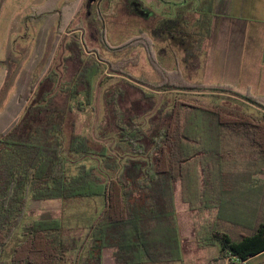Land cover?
Listing matches in <instances>:
<instances>
[{"label":"trees","instance_id":"trees-1","mask_svg":"<svg viewBox=\"0 0 264 264\" xmlns=\"http://www.w3.org/2000/svg\"><path fill=\"white\" fill-rule=\"evenodd\" d=\"M59 2L47 0L27 17L36 23L59 12L55 43L81 14L84 1L67 2L58 11ZM210 10L198 20L202 38L211 34ZM187 24L177 12L151 31L162 39H169L178 29L190 35ZM99 33L104 50L112 55L142 49L159 79L151 80L145 74L135 78L126 71L139 65V54L117 61L100 55L111 71L155 91L186 95L175 99L169 111L161 109L148 131L139 117L145 101L155 102L152 94L144 93L125 109L119 105L124 93L109 98V117L120 141L131 154L145 160L136 177L128 176L126 167L120 176L103 181L94 166L82 164L74 172L62 151L68 112L79 90L69 83L59 84L56 71L45 73L47 65L41 75L26 67L13 98L0 113V264H102L106 249L115 250V264H184L175 204L177 183L182 202L198 221L195 239L199 250L219 247L216 260L225 264H264V180L259 178L264 176V96L250 90L240 93L227 85L190 82L178 66L173 70L163 66L147 33L117 47L108 42L103 26ZM65 46V59L83 54L76 40ZM43 47L44 41L38 47L39 55ZM99 69L95 64L83 75L87 105L92 102ZM208 90L239 99L259 112L221 102L219 95L202 97ZM60 94L67 95L65 104H59ZM68 150L97 156L108 170L119 167L106 147L96 149L74 132ZM86 198H99L101 211L79 216L75 223L59 217L25 220L29 201L58 205ZM74 229H85L86 237L69 235ZM85 246L86 255L78 261ZM71 255L77 257L72 260Z\"/></svg>","mask_w":264,"mask_h":264},{"label":"rangeland","instance_id":"rangeland-1","mask_svg":"<svg viewBox=\"0 0 264 264\" xmlns=\"http://www.w3.org/2000/svg\"><path fill=\"white\" fill-rule=\"evenodd\" d=\"M46 1L0 0V113L6 109L13 98L22 71L30 67L41 75L47 65L45 73L51 69L56 71L59 75V84L69 83L71 87H76L80 92L73 100L72 108L68 112L62 143L63 154L71 169L76 172L77 167L82 164L88 167L94 166L95 174L101 180L107 181L120 176L126 172V167H129L127 175L132 178L136 177L140 173L145 158L131 154L127 146L120 141L117 128L109 117L107 101L114 93L122 92L124 94L119 100V105L125 109L134 100L143 97L144 93L152 94L155 102L152 104L151 101H145L139 117L142 128L148 131L150 126L158 121L161 109L169 111L175 99L186 94L180 91H155L126 74L111 71V67L100 60V55L105 60L117 61L126 56L139 54V65L130 67L126 71L135 78L145 74L151 80L159 79L142 49L119 53L116 56L105 51L100 41L99 29L102 26L106 29L107 40L112 47L120 46L141 33L149 34L155 44L156 55L166 69L173 70L180 66L182 69H179L184 75L190 73L191 76H198L197 79L202 82L207 80L206 64L211 60V52L208 48L215 43L214 39H210V36L202 38L199 33H195L193 25L189 28L192 32L190 35H183V29H178L172 32L169 39L154 36L152 28L161 24L165 16L163 12L166 7L163 0H83L81 14L65 29L61 41L55 43L59 30V12L36 23H30L27 20L32 11L44 5ZM71 1L75 0H60L57 6L58 11L65 3ZM172 7L175 8L173 5ZM187 20L192 24L196 21V16L191 14ZM77 25L80 26L77 27ZM72 40L79 42L83 54L77 55L76 59H65L68 54L65 45ZM43 41L44 52L39 55L38 47ZM199 45L204 49L198 50ZM95 64H98L100 69L93 84L92 102L87 105L83 75L88 69L92 70ZM193 78L189 77L188 80H193ZM217 95L221 97V102L253 113L259 112L257 108L239 99L230 98L227 94H217L215 91L208 90L204 91L202 97L215 98L218 97ZM58 99L59 104H65L67 95L60 94ZM80 102L82 104L79 106ZM72 132L86 137L96 149L106 147L109 154L118 161L119 167L111 171L97 156L70 153L68 144ZM259 178L264 180V176H259ZM175 202L183 240L184 264H225L224 261L216 260L219 247L204 250L197 248L195 228L198 221L181 200L180 183L176 184ZM101 209L99 198L68 201L58 205H42L39 202L29 201L25 220L59 217L75 223L80 221L79 216L86 217L91 212L101 211ZM68 234L86 237L87 231L74 229ZM12 245L13 242L7 249L8 256ZM86 248L87 246L78 253V261L85 257ZM114 251V249L103 251L102 264H115ZM76 257V255L70 256L72 260Z\"/></svg>","mask_w":264,"mask_h":264},{"label":"crops","instance_id":"crops-1","mask_svg":"<svg viewBox=\"0 0 264 264\" xmlns=\"http://www.w3.org/2000/svg\"><path fill=\"white\" fill-rule=\"evenodd\" d=\"M163 1L165 7L168 6L163 12L164 18H173L177 12L186 20L189 15H195L194 23L187 20L188 31L193 25L195 33H201L198 20L204 11L212 10L210 39L215 43L208 48L211 60L206 64L207 80L202 82L198 76L186 73V77H194L190 81L227 85L240 93L250 90L264 96V0ZM200 49L204 48L201 46Z\"/></svg>","mask_w":264,"mask_h":264},{"label":"water","instance_id":"water-1","mask_svg":"<svg viewBox=\"0 0 264 264\" xmlns=\"http://www.w3.org/2000/svg\"><path fill=\"white\" fill-rule=\"evenodd\" d=\"M232 264H245V263L235 262V263H232Z\"/></svg>","mask_w":264,"mask_h":264}]
</instances>
